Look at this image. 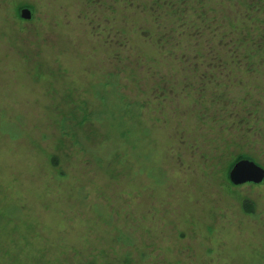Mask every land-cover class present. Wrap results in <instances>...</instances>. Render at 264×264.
Here are the masks:
<instances>
[{"label": "rangeland", "instance_id": "374dc122", "mask_svg": "<svg viewBox=\"0 0 264 264\" xmlns=\"http://www.w3.org/2000/svg\"><path fill=\"white\" fill-rule=\"evenodd\" d=\"M244 158L264 0H0V264H264Z\"/></svg>", "mask_w": 264, "mask_h": 264}, {"label": "water", "instance_id": "95a60500", "mask_svg": "<svg viewBox=\"0 0 264 264\" xmlns=\"http://www.w3.org/2000/svg\"><path fill=\"white\" fill-rule=\"evenodd\" d=\"M20 15L23 19L31 20L33 11L30 8H24L21 10ZM229 177L235 185L245 183L261 184L264 181V168L250 159H242L234 165Z\"/></svg>", "mask_w": 264, "mask_h": 264}, {"label": "trees", "instance_id": "16d2710c", "mask_svg": "<svg viewBox=\"0 0 264 264\" xmlns=\"http://www.w3.org/2000/svg\"><path fill=\"white\" fill-rule=\"evenodd\" d=\"M243 209L246 210V211H248V212H253V211H252V208H251V206H250V203H249V201H247V200H245V201L243 202Z\"/></svg>", "mask_w": 264, "mask_h": 264}]
</instances>
